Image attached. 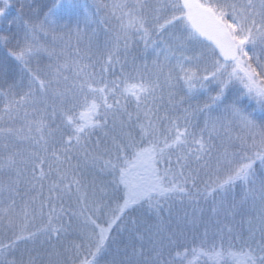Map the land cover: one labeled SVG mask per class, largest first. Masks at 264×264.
I'll return each instance as SVG.
<instances>
[{
  "label": "snow or ice",
  "instance_id": "snow-or-ice-1",
  "mask_svg": "<svg viewBox=\"0 0 264 264\" xmlns=\"http://www.w3.org/2000/svg\"><path fill=\"white\" fill-rule=\"evenodd\" d=\"M0 264H264V0H0Z\"/></svg>",
  "mask_w": 264,
  "mask_h": 264
},
{
  "label": "rangeland",
  "instance_id": "rangeland-1",
  "mask_svg": "<svg viewBox=\"0 0 264 264\" xmlns=\"http://www.w3.org/2000/svg\"><path fill=\"white\" fill-rule=\"evenodd\" d=\"M81 2H84V0H81ZM87 3L91 4L92 0H87ZM81 26H83V25H81Z\"/></svg>",
  "mask_w": 264,
  "mask_h": 264
}]
</instances>
